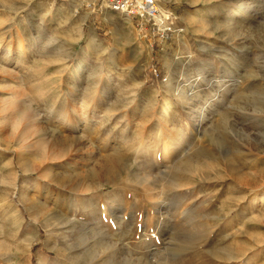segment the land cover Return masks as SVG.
I'll return each instance as SVG.
<instances>
[{
    "label": "rangeland",
    "instance_id": "1",
    "mask_svg": "<svg viewBox=\"0 0 264 264\" xmlns=\"http://www.w3.org/2000/svg\"><path fill=\"white\" fill-rule=\"evenodd\" d=\"M158 5L165 28L160 17L128 21L105 0H0L1 141L12 123L24 126L8 111L20 100L51 140L68 137L82 148L76 165L52 167L67 180L61 188L24 172L42 163L41 149L16 154L11 167L20 146L2 142L0 264H264V202L254 204L264 196V0L238 17L236 0ZM62 85L83 94L105 89L95 113L88 108L94 118L76 130L58 117L69 97L55 90ZM177 88L195 92L200 109L219 92L217 102L205 116L188 117L177 107ZM166 102L175 126L183 122L161 129L184 139L179 161L156 157L159 127L144 123ZM191 117L203 123L196 134ZM142 133L147 153L138 156ZM112 160L109 184L71 189Z\"/></svg>",
    "mask_w": 264,
    "mask_h": 264
},
{
    "label": "bare ground",
    "instance_id": "2",
    "mask_svg": "<svg viewBox=\"0 0 264 264\" xmlns=\"http://www.w3.org/2000/svg\"><path fill=\"white\" fill-rule=\"evenodd\" d=\"M236 2H237V5L234 6V13H235V16H237V17L238 16H245V15L249 14L253 9H255L254 8L255 6L253 7L254 0H247V1L236 0ZM157 3H158V0H157ZM107 6H108V3H107ZM108 8H109V6H108ZM158 10H159V13L152 18L155 21H157L156 18L160 17L161 21L163 22V25H162L163 27L160 25L159 26L162 28H165L166 27L165 26L166 21L164 22L163 18L161 17V10H160L159 5H158ZM162 14H163V12H162ZM125 16H127V15H125ZM127 18L129 21L131 17L127 16ZM196 19H193L189 16L186 20L189 23H195ZM92 46H93V41L90 43L89 47H92ZM84 57H83V59H84ZM83 62H84V60H82V63L78 64V66H76L74 69L71 70L70 76L72 77V79H73V77L78 75L83 70V64H84ZM231 72L228 68L224 67L223 79H225V80L231 79L232 78ZM229 76H231V77H229ZM105 79L107 80V78H105ZM220 81H221L220 87H223L225 85V83L222 80H220ZM198 82L201 84H205L206 86L210 87L209 82L207 81L206 77L200 76V81H198ZM99 83L100 82L98 81L97 85ZM106 84H108V83H106ZM97 85H95V86H97ZM63 89H64L63 85H62V87L58 86L55 88V90H57L58 93L59 92L60 93H65V92L67 93L68 92V94H69L68 98H66L62 102L60 101L61 107L58 111V117L61 118L62 121L70 129L76 130L80 126L87 124V122L90 119L94 118V117H91L92 115L90 116V114H88L91 112V111L88 112L89 111L88 108L90 109V107H91L92 113L93 114L95 113L96 109H98L97 105L99 104V102H102L105 98V96H104L105 95V89H104V86H100V87L97 86L93 89L87 90V92L84 94L79 91V88L77 85L70 87V88H67V90L65 92H63L64 91ZM208 89L211 90L212 88L210 87ZM14 92L17 93L16 91H14ZM190 92H191V90H190ZM175 93L178 96L177 107H181L180 108L181 110L186 111L185 114L188 115V117L193 113L194 114L197 113L198 111H199L198 113H200L199 115L201 117V115L205 116L207 111H209V107H211V104L214 100L216 101L219 92L215 93V95L213 94L214 95L213 100L210 101L209 103L207 101H205V103H206L205 105H207V107H206L207 109H203L202 107L200 109L198 104L195 101H193V95L195 92L194 93L193 92L187 93L186 90L177 88V89H175ZM171 109H172V104L170 102H166L165 107L160 112L157 108L151 109L145 117L146 119L149 118V120H146L144 122V123H146L148 121L150 123L149 127H151V128L152 127H159L160 135H158L156 140L161 144V147L158 146L159 148H157V151H159V152L156 155V157L158 159L160 157H162V159L165 162H169L173 158L175 160H178L179 158H181V155H179V153H180V151H182V148H183L184 142H185L184 139L181 137H178L175 135H173V137H171L172 129H170V128L168 131H162L163 130L162 127H183V122L181 120L178 123V125L175 126L174 119H172L170 117L171 116ZM9 110L12 112V114H11L12 118H15L18 121H22L24 126L20 129L17 124L12 123L10 125L11 126L10 134L7 135L6 137H4V139H2V141L0 139V145H2V142L6 143L8 148H10V146L12 144H17L20 146L19 149H15L13 151L12 158L10 160H8V166H11V167L15 166V155L16 154L21 155L22 151H24V150L27 151V150H31V149H33V150L41 149L40 153L39 152L38 153H39V156L42 160V163H40L38 165H32L31 167L28 166L27 168L23 169L24 172L25 173H36L40 179H48L51 183H53L56 186L61 187V188L66 187L67 186L66 185L67 184L66 178H62L58 174H56L53 171L52 167L53 168L54 167L64 168V166L68 167V166L73 165V164L76 165V163L70 164V162L71 161L74 162V160L76 158L75 156L77 155V153L82 152V148L77 146V144H74V143L71 144L70 139L68 137L60 139V140H56V139L51 140L49 137V134L47 132V129L45 127H43V125H41V122H40V119L38 118V115L35 114L32 111V109H30L26 105V103L21 102L20 100L14 102V103H10L9 107H8V111ZM79 110L84 111L83 116L80 118L77 116V113L79 112ZM0 117H2V116H0ZM132 122L133 121H131L130 119L129 120L126 119V123H125L127 125L126 130H132ZM148 122H147V124H148ZM188 124L190 127H194L193 133L196 134L198 132V129L200 127H202L203 123H202V121L198 122V120L195 117H191L188 120ZM153 131H154V129H153ZM147 135H148L147 133L146 134L142 133L141 137L139 138L140 143H139L138 147L135 149V153L138 156L142 155L144 153H147V150L145 148V146H147V145H145L146 144L145 141L147 140L146 139ZM132 148H133V146H132ZM160 149H161V152H160ZM21 156H23V155H21ZM174 162H176V161H174ZM48 163H50L51 167L48 166ZM115 163H116V160H112L109 165L94 167L92 169V171H90L86 175H84L83 181L78 182V183H73L72 185H70L71 189L74 191H90L92 189V187L98 183V181H102L104 179H105L106 183L109 184L110 181L113 180ZM263 202H264V196H262V198H260L258 200H256V199L254 200V204H261ZM111 203L113 204V202H111ZM114 205H116V202L114 203ZM110 214L115 215L116 214L115 210L113 209L110 212ZM114 218L117 220V223L122 220L117 214H116V217H114ZM15 219H18V218H15ZM98 264H115V263L113 261H101Z\"/></svg>",
    "mask_w": 264,
    "mask_h": 264
},
{
    "label": "built area",
    "instance_id": "3",
    "mask_svg": "<svg viewBox=\"0 0 264 264\" xmlns=\"http://www.w3.org/2000/svg\"><path fill=\"white\" fill-rule=\"evenodd\" d=\"M112 11L131 18L149 21L159 13L157 0H106Z\"/></svg>",
    "mask_w": 264,
    "mask_h": 264
}]
</instances>
